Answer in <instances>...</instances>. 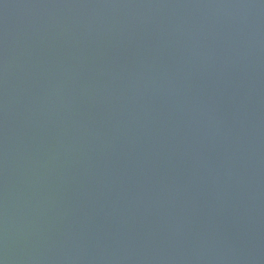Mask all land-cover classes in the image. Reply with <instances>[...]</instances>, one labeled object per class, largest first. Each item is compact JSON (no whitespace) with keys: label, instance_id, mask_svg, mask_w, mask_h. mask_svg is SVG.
I'll return each instance as SVG.
<instances>
[{"label":"water","instance_id":"obj_1","mask_svg":"<svg viewBox=\"0 0 264 264\" xmlns=\"http://www.w3.org/2000/svg\"><path fill=\"white\" fill-rule=\"evenodd\" d=\"M0 264H264V0H0Z\"/></svg>","mask_w":264,"mask_h":264}]
</instances>
